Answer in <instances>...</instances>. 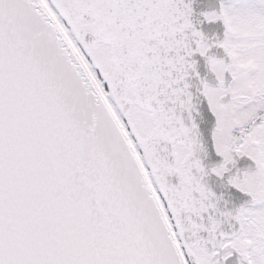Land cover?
<instances>
[{"label":"snow or ice","instance_id":"6c2138e0","mask_svg":"<svg viewBox=\"0 0 264 264\" xmlns=\"http://www.w3.org/2000/svg\"><path fill=\"white\" fill-rule=\"evenodd\" d=\"M0 264H264V0H0Z\"/></svg>","mask_w":264,"mask_h":264}]
</instances>
